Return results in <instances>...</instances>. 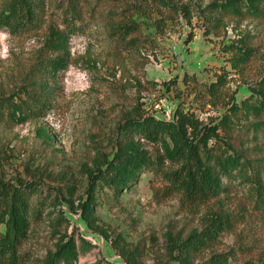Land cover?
Here are the masks:
<instances>
[{"label":"rangeland","instance_id":"374dc122","mask_svg":"<svg viewBox=\"0 0 264 264\" xmlns=\"http://www.w3.org/2000/svg\"><path fill=\"white\" fill-rule=\"evenodd\" d=\"M213 1L39 0L35 28L0 30V98L14 100L30 89L39 61L54 55L45 47L48 31L70 34L67 66L39 95L44 107L22 123L0 118V181L34 189L15 264H41L69 239L79 246L71 264H207L213 254L227 264H264V216L246 205L247 182L224 177L223 192L190 206L169 188L163 173L175 165L167 160L118 193L91 174L125 141L126 118L182 113L199 128L216 126L222 140L208 146L233 144L264 182L254 162L264 156V131L238 127L251 121L240 113L238 124L223 120L264 75V18L214 10ZM241 47L252 49L242 62ZM139 143L162 152L159 143ZM89 199L94 227L82 217ZM214 212L231 224L183 263L175 245Z\"/></svg>","mask_w":264,"mask_h":264},{"label":"trees","instance_id":"16d2710c","mask_svg":"<svg viewBox=\"0 0 264 264\" xmlns=\"http://www.w3.org/2000/svg\"><path fill=\"white\" fill-rule=\"evenodd\" d=\"M210 7L233 16L264 18V0H216L210 3ZM38 13L39 0H0V30L15 35L25 33L37 26ZM68 20H73V17ZM69 35L68 29L48 31L44 43L54 55L39 61L36 75L28 83L30 89L22 90L23 97L17 96L14 100L16 94H12L0 98V118L4 113L8 121L18 124L36 116L37 111L44 107L39 95L48 89V81L67 66ZM238 51L241 62L252 53V49L247 47ZM239 113L251 121L238 127L264 131V75L255 82L246 98L233 103L223 120L238 124ZM120 127L125 133V141L110 157L105 156L91 173L96 180L111 187L114 193L129 186L143 170L160 167L167 160L175 165L163 173L168 186L190 206L205 204L218 196L225 189L222 179L234 177L248 183L246 205L264 216V182L260 175L257 174L259 179H255L248 173L250 163L233 144L223 142L224 146H208L211 138L222 140L216 126L199 128L191 116L180 113L173 120L154 115L128 117ZM141 139L159 143L162 152L151 154L139 143ZM254 162L258 166L257 171L263 173L264 156L254 159ZM33 190V185L28 182L0 181V264H15L19 259L18 247L26 236L30 211H33L29 207V196ZM92 203L89 199L81 204L82 217L90 227H94L96 221ZM230 224L226 214L212 213L200 231L191 232L177 242L175 246L180 260L187 262L217 239ZM78 249L74 239L59 242L41 264H71L77 259ZM207 264H227V259L222 254H213Z\"/></svg>","mask_w":264,"mask_h":264}]
</instances>
